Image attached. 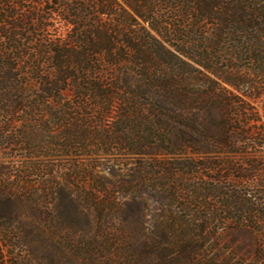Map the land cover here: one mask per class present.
Returning <instances> with one entry per match:
<instances>
[{"label":"trees","instance_id":"16d2710c","mask_svg":"<svg viewBox=\"0 0 264 264\" xmlns=\"http://www.w3.org/2000/svg\"><path fill=\"white\" fill-rule=\"evenodd\" d=\"M72 183L101 240L23 202L0 264H264V0H0V198Z\"/></svg>","mask_w":264,"mask_h":264},{"label":"rangeland","instance_id":"374dc122","mask_svg":"<svg viewBox=\"0 0 264 264\" xmlns=\"http://www.w3.org/2000/svg\"><path fill=\"white\" fill-rule=\"evenodd\" d=\"M152 154L162 155L163 151L157 148L149 149ZM97 175L101 176L100 183L91 186L93 189L97 191H102L104 189V185L109 189H117L118 181L120 180V176H116L111 174L108 166L102 165L97 162ZM102 183H104L102 185ZM67 191L71 192L72 196L76 197V200L64 199V200H7L5 198H0V220L1 219H11L13 221V225L15 226L19 219L26 218L31 216V212L28 207H23L22 203L26 204H40L49 214L52 216H63L68 221V226L72 229L74 233L78 236H94L97 239L99 236L98 230V222H97V214L95 210V205L93 204V200H85L82 197L77 198V196H81L83 193V188L79 187L77 184H70L67 187ZM61 216V217H62ZM118 226L119 222H111L109 225ZM1 231V228H0ZM98 241L101 240V237H98ZM0 242L3 244L2 236L0 235ZM111 242H106L107 249H109L112 245ZM111 245V246H110ZM67 259L70 264H77V256L75 253L71 252L72 246H67ZM111 250L115 249V245H113ZM101 257V256H100ZM98 257V258H100Z\"/></svg>","mask_w":264,"mask_h":264}]
</instances>
